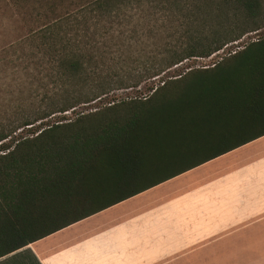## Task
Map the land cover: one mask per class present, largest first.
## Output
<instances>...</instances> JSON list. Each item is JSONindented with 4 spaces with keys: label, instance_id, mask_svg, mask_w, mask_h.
<instances>
[{
    "label": "trees",
    "instance_id": "obj_1",
    "mask_svg": "<svg viewBox=\"0 0 264 264\" xmlns=\"http://www.w3.org/2000/svg\"><path fill=\"white\" fill-rule=\"evenodd\" d=\"M20 1L23 34L7 48L28 44L26 62L45 72L33 74L31 84L48 78L62 93L48 97L64 98L0 124V258L264 136V34L210 68L162 80L150 97L53 120L134 80L102 69L139 52L143 41L124 37L131 11L146 5L149 15L170 17L189 12L187 0ZM220 3H233L244 21L227 19L229 26L209 37L191 32L186 45L157 38L161 47L140 79L210 56L249 24L252 31L264 27L262 0ZM187 26L195 30L196 21ZM234 26L240 33L231 32Z\"/></svg>",
    "mask_w": 264,
    "mask_h": 264
},
{
    "label": "crops",
    "instance_id": "obj_2",
    "mask_svg": "<svg viewBox=\"0 0 264 264\" xmlns=\"http://www.w3.org/2000/svg\"><path fill=\"white\" fill-rule=\"evenodd\" d=\"M262 153L264 136L4 256L0 264L239 262L240 256L225 257L236 251H226L225 247L264 245V241H252L257 238L252 231L264 230V225H258L264 223V163L251 168L253 162L249 161ZM226 165L239 166L245 172L253 169L252 175L243 173L249 179L245 177L247 182L236 197L205 200L204 208L187 212L171 207L155 215L159 224L126 222L145 203L175 194L179 197L190 184L205 180ZM243 238L248 241L243 243ZM211 254L223 257L211 259Z\"/></svg>",
    "mask_w": 264,
    "mask_h": 264
},
{
    "label": "rangeland",
    "instance_id": "obj_3",
    "mask_svg": "<svg viewBox=\"0 0 264 264\" xmlns=\"http://www.w3.org/2000/svg\"><path fill=\"white\" fill-rule=\"evenodd\" d=\"M220 1L187 0L186 7L189 12L184 10L181 14L177 13L176 15L164 18L159 13H155L154 16L149 15L151 10L146 5L142 8L140 7L138 10L131 11L128 14L129 17L125 18L123 26L131 32L127 33L124 37L128 39L132 36L130 39L137 38L139 43L143 41V44H136V49L139 50L138 53H131L132 55L128 53V55L124 54L120 57H115L113 60L106 61L102 69L104 72L115 73L118 77L122 78L134 75V80L130 82L125 81L122 87L114 88L98 100L89 104H80L62 114H56V117L52 119L60 117L72 118L77 113L95 110V108L112 101L126 98L150 97L155 89L162 84V80L179 78L191 70L210 68L225 56L240 49L242 45L264 34V27L252 31L254 26L249 24L243 27L245 33L239 40L228 41L220 50L212 53L210 56L190 57L161 73L159 76L140 79L141 76L145 75L143 74V67L149 65V55H152V52L161 47L158 44L155 46L157 38L164 39L166 36H169V38L167 37L169 42L176 43L178 39L186 45L190 41L189 38L192 37L191 32H193V37L196 38L209 37L214 31L220 32L223 31L224 27L229 26L230 23H227V19L232 22L235 21L234 23H237V25H240L244 21L241 17L242 15L237 13L232 7L233 3L221 4ZM262 2L261 18L264 23V0ZM19 4H21L20 0H0V124L13 123L19 115H27L33 108L44 106L42 101L47 102L51 98L60 101L64 98L48 97L49 95L55 96L53 93L62 94L58 86L48 78H44L40 83L33 78L35 84H31L33 74L40 72V77H42L45 72L42 67L35 68L31 62H26L29 53L33 52V50H30L28 44H24L21 47L14 45L12 48H7L9 44L18 41L23 34V29L20 27L24 17L16 14V6H19ZM138 16H143L144 19H139ZM173 16L174 19L169 21ZM189 21H196L195 30L189 29L191 28L187 26ZM162 22L165 24H162ZM261 25L263 24L261 23ZM237 27L234 26L231 32L236 31V33H240L241 29L238 30ZM16 58L17 60L14 61ZM129 72L131 74H128ZM135 82H137V85L134 84ZM249 161L253 162L251 168L255 167L256 164L264 163V153L256 158L249 159ZM252 171L253 169L250 171L248 168L246 172L248 175H252ZM246 172L239 166L226 165L224 169H217L208 174L207 179L205 178L201 182L190 184L188 189H184L178 193L180 194L179 197L175 194L169 198L161 200L158 198L157 201L152 202L151 200L148 204L145 203L141 206L140 212H138L140 214L139 217H137L138 213H134L126 218V222L149 221L151 225L159 224L161 221L159 219L156 221L155 215L162 214L164 210L171 207L177 208L179 206L182 212H187L193 209L204 208L205 206L202 201L205 200L223 199L225 196L236 197L241 193V189L247 182V179H249V177H246V174H243ZM258 225H264V223L259 222ZM252 233L257 237L255 240L252 239V241L259 243L264 241L263 229L254 230ZM242 241L244 243L248 240L243 238ZM228 248L235 249L236 251L226 254L225 257L240 256L242 260L239 262L210 260L208 262H189L188 264H264V245L243 244L236 247H225V250L227 251ZM209 257L212 259L215 257L222 258L223 256L211 254Z\"/></svg>",
    "mask_w": 264,
    "mask_h": 264
}]
</instances>
